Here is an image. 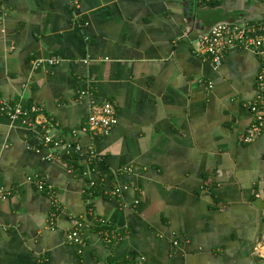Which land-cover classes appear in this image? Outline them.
<instances>
[{
    "label": "crops",
    "instance_id": "0c3cea01",
    "mask_svg": "<svg viewBox=\"0 0 264 264\" xmlns=\"http://www.w3.org/2000/svg\"><path fill=\"white\" fill-rule=\"evenodd\" d=\"M244 19L264 4L0 0V264H264V131L244 141L260 60L193 48ZM92 100L116 109L107 135L85 130ZM17 104L38 129L1 111Z\"/></svg>",
    "mask_w": 264,
    "mask_h": 264
},
{
    "label": "built area",
    "instance_id": "2783aa9c",
    "mask_svg": "<svg viewBox=\"0 0 264 264\" xmlns=\"http://www.w3.org/2000/svg\"><path fill=\"white\" fill-rule=\"evenodd\" d=\"M74 5L79 6V0H72ZM264 4V0H254ZM195 53L210 59L212 64L218 68L221 66L225 55L233 49H244L255 54L260 60L259 71L257 74V91L253 100L249 103L252 112V123L244 137V141L252 142L260 133L264 131V19L243 21H220L211 25L208 29L197 35L194 45ZM59 62L58 57H50L47 59H36L33 66L38 68L41 65L54 66ZM1 111L12 120H19L22 125L38 129L41 122L38 118L40 108L37 106L29 109L23 108L20 104L9 108L6 105L1 106ZM117 112L114 105L108 101L97 102L91 101L90 112L87 117L85 130H88L93 136H101L109 134L113 126L117 124ZM41 143H53L58 145L60 141L53 140L48 133H44L40 137ZM77 151L79 147H76ZM95 153L91 149L89 158H94ZM39 190L44 188V182L37 181ZM120 189L116 188L113 194L119 195ZM2 192L0 191V195ZM257 197L262 200V213L264 218V184L257 193ZM56 212L52 213V218L56 217ZM82 224L79 222L77 228L72 231L68 239L75 243L80 242V228ZM259 253L264 257V237L259 244Z\"/></svg>",
    "mask_w": 264,
    "mask_h": 264
},
{
    "label": "trees",
    "instance_id": "16d2710c",
    "mask_svg": "<svg viewBox=\"0 0 264 264\" xmlns=\"http://www.w3.org/2000/svg\"><path fill=\"white\" fill-rule=\"evenodd\" d=\"M72 152H74V153H72ZM69 157H71L72 160H73L74 162H77V160H78V156H77L76 153H75V146H72V147H71V150H70V153H69ZM93 187H94V186H93ZM94 190H95V187H94ZM95 193H96V192L93 191V194H95ZM89 194H90V193H89ZM97 227L100 228L98 224H97Z\"/></svg>",
    "mask_w": 264,
    "mask_h": 264
}]
</instances>
